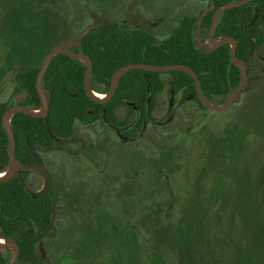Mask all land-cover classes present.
Wrapping results in <instances>:
<instances>
[{
    "label": "rangeland",
    "instance_id": "1",
    "mask_svg": "<svg viewBox=\"0 0 264 264\" xmlns=\"http://www.w3.org/2000/svg\"><path fill=\"white\" fill-rule=\"evenodd\" d=\"M204 6L202 0H0V102L12 96L16 73L42 65L53 48L90 24L122 22L125 28L150 29L161 39L179 19L198 15ZM210 31L204 29L200 37ZM252 59L250 83L229 109L197 111L202 122L188 130L199 142L186 146L174 163L177 172L170 173L181 190L176 222L169 223L173 236L167 242L178 250L182 264H264V46ZM162 76L167 89L159 97L165 102L141 138L122 143L100 123L77 125L65 145L69 154L52 148L47 158L48 152L42 151L60 194L55 229L38 247L52 264H128L138 256L127 245L130 221L139 211L138 193L140 198L155 197L166 195L168 189L165 175L145 174L140 183L138 177L145 172L137 169L144 155L155 150L165 154L152 157L153 162L171 164L172 146L184 144L179 132L188 127L178 119L181 94L170 92L167 72ZM53 157L62 163L54 165ZM31 171L36 174L30 176L28 187L44 189V174L34 167ZM194 176L193 188L188 189V178ZM123 210L128 217L120 216ZM152 225L157 224L150 220L144 226ZM158 231L161 237L169 236ZM149 257L148 264L160 263L155 253Z\"/></svg>",
    "mask_w": 264,
    "mask_h": 264
},
{
    "label": "trees",
    "instance_id": "2",
    "mask_svg": "<svg viewBox=\"0 0 264 264\" xmlns=\"http://www.w3.org/2000/svg\"><path fill=\"white\" fill-rule=\"evenodd\" d=\"M202 1L205 2V6L198 15H188L180 19L171 33L161 40L145 28H125L116 22L102 23L87 33L77 50L89 56L93 62L90 76L92 89L97 92H109L114 73L126 64L180 63L190 66L197 72L202 92L209 101L216 104L225 103L242 79L239 67L232 61V46L225 43L214 50L200 47L194 31L207 7L215 4L217 9L241 0ZM214 12L215 10H210L204 16L198 35H201L204 29H211ZM256 12L258 17L254 21ZM263 27L264 0H251L225 9L218 19L215 39L232 36L236 40L237 58L248 69L246 85L250 83L255 68L252 65L251 49L254 47V52L257 53L264 46ZM87 68L88 65L76 57L63 53L53 57L43 78V87L50 105L47 114L33 116L25 112H16L11 119L18 163L34 165L35 159L30 146L35 148L53 146L57 139H68L74 134L77 122L101 124L107 121L122 127L125 135L139 138L149 124L155 123L153 112L157 108L159 95L167 89L163 72L130 69L120 77L114 96L106 102H100L92 99L85 87ZM39 69L40 66L28 67L14 76V94L22 95L23 106L35 109L42 107L36 83ZM167 73L171 76L170 92L174 96L181 94L177 108V111L181 110L178 119L183 120V124L186 122L188 127L179 132L180 138H184V144L178 149L172 146L173 164L160 166L153 162L152 157L158 158L165 154L163 150H155V154H145L146 156L141 159L143 164H140L137 171L145 173L139 175L140 183L145 181L143 177L145 174L165 175V187L169 192L166 195L156 193L155 197L140 198L138 195L139 211L133 217L137 224L127 238V245L132 246L135 252L138 251V256L133 257L128 264H148L149 256L154 253L159 256V264H182L178 250L167 242L168 238L173 236L169 223L172 225V221L176 222L180 198L178 191L181 190L170 180L172 177L170 173L177 172L174 163L180 160V154L182 155L186 146L191 142H199L193 137L192 131L188 130L202 122L197 111L203 114L217 112L204 106L198 97L195 79L191 73L183 69H174ZM190 95L193 96L191 100L188 98ZM11 97L8 101L0 102V172L9 167L10 141L3 124V115L15 103L13 96ZM217 98L225 101L217 103ZM120 106L127 107V113L122 118L116 114ZM133 113L136 114L132 115ZM164 132L163 136L166 134ZM160 136L162 137L161 133ZM174 139L175 136L171 138L172 141ZM201 170L206 171L204 168ZM26 173L27 171L19 170L11 179L0 181V237L17 239L20 247L18 261L49 264L39 258L36 246L54 228V203L49 195L39 196L27 190L22 175ZM194 182L195 176L188 178V189L193 188ZM203 188L210 189V186L204 185ZM150 220L155 221L157 225L145 227ZM159 229L164 230L169 236L161 237ZM6 252L0 248V264L9 262L10 258ZM123 252V250L119 252L118 259Z\"/></svg>",
    "mask_w": 264,
    "mask_h": 264
},
{
    "label": "water",
    "instance_id": "3",
    "mask_svg": "<svg viewBox=\"0 0 264 264\" xmlns=\"http://www.w3.org/2000/svg\"><path fill=\"white\" fill-rule=\"evenodd\" d=\"M248 1H251V0H241L238 2L228 3L225 5H222L221 7L217 8V9H216V5L212 4L211 6L207 7L204 10V12L202 13V15L200 17L199 23H198V25L194 31L195 37H196L200 47L206 46L208 49L214 50L218 46H220L221 44H225V43H230L232 46V53H231L232 61L236 66L239 67V69L241 71L242 79H241L240 84L230 93L226 102L221 103V104H216V103L209 101L202 92L201 84H200V78H199L197 72L193 68H191L190 66L185 65V64H180V63L166 64V65L148 64V63L126 64V65L120 67L114 73L113 78H112V82H111L110 91L103 93V94H107V98L106 99H100L99 97L95 96L93 94V91H95V90H93L91 85H90V76H91V72H92V68H93V62H92L91 58L82 52L71 51L67 48L71 47V46H79L81 44L82 38L87 33H89L91 30L98 27L100 25L99 23H93V24L88 25L77 37L69 39L68 41L56 46L55 48H53L48 53L46 58L44 59V62L39 69L37 81H36L37 90H38L40 98L42 100V107L35 109V108L26 107V106H23V105L17 103L15 105L9 107L3 115V124L5 126V129H6V132L8 134L9 141H10V153H9V168L5 171H2V172H8V175L6 177H0V181H7V180L11 179L15 175V173L17 172V169H16V164H17L16 140H15V136L13 134V131L11 129L12 116L16 112H25V113L33 115V116H44L47 114L50 105H49V99L47 98V96L45 94L44 87H43V78H44V75H45L53 57L58 53H64V54L69 55L71 57H76L88 65L87 71L85 73L84 83H85V87L87 89L88 94L90 95V97L92 99H94L96 101L106 102V101L110 100L115 94L116 87H117V84H118L120 77L122 76V74H124L126 71H128L130 69H142V70L154 71V72H167V71L174 70V69H183V70H186L193 75V77L195 79V83H196V89H197L198 97L203 102L205 107H207L209 110H212V111H224V110L229 109L233 105L237 95L245 88V86L247 84L248 69L237 58V55H236L237 42H236V40L232 36H225L222 38L215 39L214 38L215 30L217 27L219 16L225 9L232 8L235 6H239V5L246 3ZM210 10H215L214 15H213V23H212L211 31H210V34L206 37L205 41H202L200 36L198 35V31L202 25L204 16ZM257 17H258V12H256V15L254 17V21L256 20ZM218 40H219V42H217ZM253 53H254V47H252V49H251V54L253 55ZM82 58L86 59V61L83 60ZM95 92H97V91H95ZM98 93H101V92H98ZM191 97H192V95H190V98ZM33 155L37 159V154L34 150H33ZM40 169L45 173V177L47 180L46 189L44 191V192H46L51 186V175L45 167H41ZM2 172H0V173H2ZM43 193H40V194H43ZM4 241H5L4 243H0V248L11 247L14 250L12 257H11V260L7 263V264H14V262L17 260V257H18V252H19L18 244H17L16 240L14 238H11V237L4 239Z\"/></svg>",
    "mask_w": 264,
    "mask_h": 264
},
{
    "label": "flooded vegetation",
    "instance_id": "4",
    "mask_svg": "<svg viewBox=\"0 0 264 264\" xmlns=\"http://www.w3.org/2000/svg\"><path fill=\"white\" fill-rule=\"evenodd\" d=\"M202 15V14H201ZM201 17V16H200ZM184 18V17H183ZM182 19V18H181ZM200 20V19H199ZM179 21H180V19L178 20V22L176 23V25L173 27V29L178 25V23H179ZM123 22H125V21H123ZM96 23H98V22H96ZM212 23H213V21H212ZM100 25L102 24V23H99ZM119 24H121L122 25V22H120ZM99 25V26H100ZM134 28H136V27H134ZM201 28V27H200ZM147 29V28H146ZM148 31H152V30H150V29H147ZM211 30V29H210ZM152 34H153V32H151ZM170 34V33H169ZM154 35V34H153ZM263 35H264V27H263ZM155 36V35H154ZM200 36V35H199ZM77 37V36H76ZM156 37V36H155ZM167 37V36H166ZM166 37H164V38H166ZM207 37V36H206ZM206 37H203V38H201V40L202 41H205V39H206ZM157 38V37H156ZM164 38H161V39H164ZM214 38H215V36H214ZM83 39V38H82ZM158 39V38H157ZM161 39H158V40H161ZM155 43H157V41L155 42ZM80 46H81V44L79 45V46H71V47H68L67 49H69V50H71V51H77V52H81V51H78L77 49L78 48H80ZM202 47H205V48H207L206 46H202ZM208 49V48H207ZM255 53V52H254ZM254 53H253V55H254ZM59 54V53H58ZM64 54V53H63ZM57 55V54H56ZM252 55V54H251ZM252 55V56H253ZM252 61H253V59H252ZM43 64V63H42ZM40 67H41V65H40ZM25 69V68H24ZM101 93H105V92H101ZM107 95V94H106ZM12 96H13V98H14V100H15V103H14V105L15 104H17V103H19V104H21V100H22V95L21 94H19V93H16V94H14V92H13V94H12ZM19 96V97H18ZM25 96V95H24ZM238 96V95H237ZM193 97V96H192ZM192 97L190 98V96L188 97L190 100L192 99ZM10 98H12V97H10ZM19 98V99H18ZM180 100V99H179ZM178 100V101H179ZM163 102H165L164 100H162L160 97H159V101H158V103H157V108L160 106V105H162V104H164ZM162 103V104H161ZM170 104H171V100H170ZM22 105V104H21ZM13 106V105H12ZM11 107V106H10ZM156 108V109H157ZM156 109L154 110V112H153V115L155 116V111H156ZM126 113H127V107L126 106H120L119 108H117V111H116V114H117V116L119 117V115H126ZM136 113H133L132 115H135ZM98 124V123H97ZM77 125H79V126H85L86 128H87V126H90V124H82V123H80V122H77L76 123V129H77ZM93 125H95V124H93ZM101 125L105 128V129H107V130H109L110 132H115L116 134H117V136L120 138V141L122 142V143H128V142H131V141H135V140H137L139 137H129L128 135H125L124 133H123V128L122 127H117V126H115V125H112V124H110V123H108L107 121L105 122V123H101ZM76 129H75V131H76ZM75 133V132H74ZM74 135V134H73ZM72 135V136H73ZM72 136L71 137H69L68 139H57V143L56 144H54L53 146L51 145V146H46V147H43V146H38L37 148H35L34 146H30V150H31V152H32V155H33V150L36 152V154H37V159L34 157V155H33V157H34V159H35V164L34 165H25V164H23V163H18L17 162V164H16V169H17V172L16 173H18V171L19 170H21V171H27V173L26 174H22L23 176H24V179H25V183H26V186H27V190L30 192V193H33V194H37V195H39V196H44V195H49L50 197H51V199H52V201H53V203H54V208H53V212H54V217H55V224H56V217H57V211H56V209H57V201H58V198H59V193L57 192V190H56V182H55V177H54V175L51 173V170H52V166L49 164V161L48 162H46V160L42 157V151H46V152H48L47 153V158H49L50 157V155H48V154H51V152H49L52 148H54V149H59V150H62L63 152H64V150H66L65 149V145L66 144H69L70 143V140H71V138H72ZM16 149H17V144H16ZM48 150V151H47ZM67 151V153L68 152H70L69 150H66ZM69 154V153H68ZM74 157V156H73ZM50 160H52V162H53V164L54 165H58V164H61L62 162H58V161H56L55 159H54V157L52 158V159H50ZM43 164H45L46 166H44ZM22 166H24V167H22ZM36 168V169H38V170H40L43 174H44V176H45V173L40 169L41 167H45L47 170H48V172L50 173V175H51V186H50V188L46 191V192H44L45 191V189H46V187L44 188V189H42V190H34V189H30L29 187H28V180H29V178H30V176L31 175H33V174H36V173H34L33 171H31V169L32 168ZM9 168V167H8ZM15 173V174H16ZM65 176V175H64ZM46 178V177H45ZM31 179V178H30ZM47 181V180H46ZM47 184V183H46ZM133 189V188H132ZM126 192L127 191H130V189H127V190H125ZM44 192V193H43ZM169 192V191H168ZM40 193H43V194H40ZM138 195H139V193H138ZM106 196V195H105ZM101 202H102V200H101ZM134 211V210H133ZM133 211H130V213H132ZM124 213H126V216H127V211L126 210H123V212H121V215L120 216H123V214ZM92 214L94 215V216H96L97 215V211H93L92 212ZM130 215H132V214H130ZM128 217V216H127ZM133 217H134V215H133ZM132 217V219H134ZM96 221L97 222H99V221H101V220H98V219H96ZM130 221V220H129ZM133 225H132V229H134L135 227H136V224H137V221L136 220H132V221H130ZM55 229V225H54V228H53V230ZM52 230V231H53ZM51 231V232H52ZM134 231V230H133ZM51 232L49 233V235L48 236H50V234H51ZM48 236H46L44 239H42V240H40L39 242H38V244H37V246H36V250H37V254L40 256L39 258L41 259V260H46L49 264H52V262H51V260L48 258V257H46L45 255H43L42 253H40L39 251H38V247L44 242V240L48 237ZM0 238H2V239H0V240H4V239H7V238H3V237H0ZM9 238V237H8ZM11 238H14V237H11ZM15 240H16V242H17V244H18V241H17V239L16 238H14ZM57 245H58V243H57ZM18 247H19V244H18ZM2 249H5V251H7L6 253H7V255L9 256V258H10V260H11V257H12V254H13V249L11 248V247H8V248H2ZM19 252H20V247H19ZM19 252H18V256H19ZM119 255V254H118ZM9 260V261H10ZM14 264H29V263H25V262H20V261H18V257H17V260L14 262Z\"/></svg>",
    "mask_w": 264,
    "mask_h": 264
},
{
    "label": "bare ground",
    "instance_id": "5",
    "mask_svg": "<svg viewBox=\"0 0 264 264\" xmlns=\"http://www.w3.org/2000/svg\"><path fill=\"white\" fill-rule=\"evenodd\" d=\"M219 42V40L217 41ZM83 60L86 61V59L82 58ZM93 94L97 97H99L100 99H106L107 98V95L106 94H103V93H98V92H95L93 91ZM8 175V172H2L0 173V177H6ZM2 239V238H0ZM5 241L4 240H0V243H4Z\"/></svg>",
    "mask_w": 264,
    "mask_h": 264
}]
</instances>
